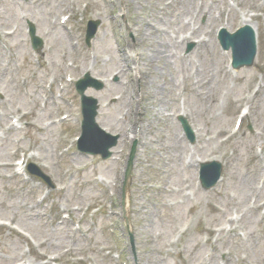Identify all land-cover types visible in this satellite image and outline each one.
<instances>
[{
  "label": "rangeland",
  "instance_id": "rangeland-1",
  "mask_svg": "<svg viewBox=\"0 0 264 264\" xmlns=\"http://www.w3.org/2000/svg\"><path fill=\"white\" fill-rule=\"evenodd\" d=\"M34 1L0 0V264H50L51 255L53 264H264V217L254 207L264 200V0ZM208 6L213 21L199 10ZM90 20L98 27L88 43ZM29 22L43 39L39 52ZM246 23L257 30L258 50L251 65L234 69L217 31ZM161 42L169 53L163 59ZM87 72L105 80L86 91L99 101L97 123L120 135L108 160L70 146L81 134L75 84ZM242 106L250 116L230 138ZM63 115L70 117L54 121ZM13 116L18 128L8 129ZM22 150L53 188L16 174ZM200 160L223 165L214 189L195 185ZM232 215L235 230L215 232Z\"/></svg>",
  "mask_w": 264,
  "mask_h": 264
},
{
  "label": "water",
  "instance_id": "water-1",
  "mask_svg": "<svg viewBox=\"0 0 264 264\" xmlns=\"http://www.w3.org/2000/svg\"><path fill=\"white\" fill-rule=\"evenodd\" d=\"M92 30L88 33L87 40L89 41L96 33V29L98 26V23H93ZM242 32L247 33L248 39L245 40V38L241 35L239 32L237 36H240L244 42L242 48L240 51L238 48H234L235 53H239V55L236 59V64L239 62L238 67L242 66L244 64L251 65L254 59L255 55V43H254V36L253 33L248 29L242 30ZM226 47H228V44H226ZM96 86L99 88L101 84H97L95 80L91 79L89 76H87L86 79L82 80L78 84V90L82 95L83 98V104H84V134L83 138L81 139L80 143L83 148L85 147V150H88L90 152L96 153V154H102L104 158L108 157L110 155L109 148L111 146H114L117 143V138H112L109 135H106L104 132L99 130L97 127V124L95 123V117H96V101L92 100L91 98H88L84 96V90L87 86ZM105 137L111 138L112 141L108 143H104ZM89 146V147H87ZM87 147V148H86ZM134 153L135 148L133 149V152L130 157L129 161V167L126 172V187L129 185L130 182V171L133 165V159H134ZM211 166H217L216 172L213 176V178L210 181L205 180V186L208 187L209 185H212L217 178L219 177L221 173V165L219 163H212ZM207 167V166H206Z\"/></svg>",
  "mask_w": 264,
  "mask_h": 264
},
{
  "label": "bare ground",
  "instance_id": "bare-ground-1",
  "mask_svg": "<svg viewBox=\"0 0 264 264\" xmlns=\"http://www.w3.org/2000/svg\"><path fill=\"white\" fill-rule=\"evenodd\" d=\"M52 1H54V2H56L55 0H52ZM168 1H170V0H168ZM44 2H46V0H35L34 1V3L35 4H42V3H44ZM173 2L172 1H170V2H168L167 3V5H171ZM199 10L200 11H202L203 13H207L208 14V21H213V20H215V18L214 17H212L211 15H209V6L208 7H205V8H203V9H201V8H199ZM206 14V15H207ZM181 26V25H180ZM151 31V30H150ZM16 31H14L13 33H15ZM149 32V31H148ZM196 32H198L196 29L195 30H193L190 34H191V36H189V38H191L192 37V35L193 34H195ZM154 33H158V32H154V31H152L151 33H148V35H147V38L148 39H151L153 36H154ZM14 34H11V35H9V36H13ZM146 36V35H145ZM202 44H204L205 42L204 41H200ZM204 42V43H203ZM173 43V42H172ZM166 47V43L165 42H161V44H160V51H159V53H162V54H158L157 55V58H159V59H163V58H167L168 56H169V53H168V49H166L165 48ZM163 48H165V49H163ZM119 52L120 53H122L123 52V49L122 48H120L119 49ZM5 76H3V78H4ZM135 137V136H134ZM8 164H5V166H7ZM108 186V185H107ZM243 194L245 195L246 194V190L245 191H243ZM31 223L32 224H34L35 222L34 221H31ZM60 237H58V236H52V240H51V245L52 244H54L55 242H53V239L55 240V241H57V242H59V241H62V237H61V235H59ZM196 246H198L197 244H195L193 247H196Z\"/></svg>",
  "mask_w": 264,
  "mask_h": 264
}]
</instances>
